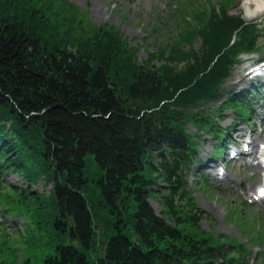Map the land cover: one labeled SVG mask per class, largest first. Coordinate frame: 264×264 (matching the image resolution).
<instances>
[{
	"label": "trees",
	"instance_id": "obj_1",
	"mask_svg": "<svg viewBox=\"0 0 264 264\" xmlns=\"http://www.w3.org/2000/svg\"><path fill=\"white\" fill-rule=\"evenodd\" d=\"M218 3L216 9L211 0H183L179 19H169L179 36L169 33V41L140 64L116 27L89 24L70 2L0 0L1 170L17 172L29 185L40 179L52 185L47 194L18 188L0 194L12 214L22 205L31 213L27 227L38 236L16 240L30 259L41 249L47 251L41 264H211L220 258L243 264L242 251L227 255L223 241L192 227L203 213L185 192L181 174L197 152L185 129L191 124L198 132L215 131L205 105L220 96L236 48L256 43V25L226 12L233 0ZM198 38L201 52L194 48ZM156 58L164 65L154 70L149 64ZM246 95L230 93L224 106L244 113ZM87 154L105 171L101 192L122 223L101 256L82 195ZM157 180L167 186L161 194L153 190ZM150 198L161 205V216ZM130 199L136 209L124 219ZM129 223L135 241L122 233ZM188 225L197 237L187 233ZM2 227L0 237L12 242ZM8 254L3 263L16 264V250Z\"/></svg>",
	"mask_w": 264,
	"mask_h": 264
},
{
	"label": "rangeland",
	"instance_id": "obj_2",
	"mask_svg": "<svg viewBox=\"0 0 264 264\" xmlns=\"http://www.w3.org/2000/svg\"><path fill=\"white\" fill-rule=\"evenodd\" d=\"M64 1L70 2L77 7V12L86 13L85 15L89 24H95L98 28L105 24L116 27L125 43L128 44L130 48L134 49V56H136V60L140 64L148 60L149 53H155L158 48L159 50L162 48V44L169 41L167 38L169 33L172 37L179 36L180 30L177 26L178 24L174 20H169V15L173 14V12L175 13L174 16L177 17L175 0ZM181 1L182 0H179V2ZM243 1L244 0H234L233 4L227 8L226 12L230 16H240L247 24L254 23L259 32L257 46L264 48V13L249 19ZM212 4L217 7L219 4L218 0H212ZM160 25L163 26L159 27ZM194 48L200 52L202 51V41L199 38L198 41L194 43ZM261 57H264V54H261ZM162 65H164V62L157 60V58L153 59L149 64L150 68L154 70H156L157 67L159 69ZM183 66L184 65H181L180 68H183ZM242 73V67L233 68L231 70V75L222 82L220 96L214 102H208L205 105L211 118H220V120L217 119L215 121L220 131L226 128L233 129V127H235L237 134L234 135L235 130L232 132V138L234 135L235 143L242 141L247 134L246 124L241 122L242 120L240 121L236 111L226 109L217 112V109L230 93L247 91L248 88L252 86L246 79L245 82L242 80L239 81L240 78H244ZM255 86H258L262 93L264 92L260 87L261 83ZM262 93H256V95L248 93L247 96L242 98L243 102H247L244 107L251 110L252 118L253 115H256L254 119H259L260 114L264 113V94ZM235 123H237L236 126ZM188 129L190 131L193 130L194 133L196 132L191 125H188ZM204 132L205 131L200 132L198 136L196 133L193 135L198 147L197 160L188 166L190 168H186L189 169V173H191L187 183L189 196L193 198L195 202L194 205L203 213L201 214L202 217L198 220V226H191L195 227L197 230L205 231L207 235L213 238H219L223 241V244H232L234 249L231 247V249L228 250L229 247L225 248L224 246L227 255L237 253V250L242 251L243 253H240V256L243 258V264H263L264 203L250 206V204L242 200L237 193V191H242L240 187L241 183L247 185L248 179H253L251 173L245 172L244 169L241 168L240 173L234 172V163H226L228 178L227 180H221L216 174V165L217 162L222 159H217V157L216 159L213 158L217 139L215 136H211ZM220 154L221 152H219V155ZM223 157L226 159V162H228L227 155L225 156L224 154ZM84 163L83 176L87 180V184L82 189V195L87 199L92 215L93 227L99 234L97 242L99 244L98 255L101 256L106 241L118 233L116 227L121 228L122 223H118V218L110 212L112 206L104 201L101 192L100 182L104 179L105 171L97 163L93 154H87L84 158ZM234 165L237 166V164ZM213 166L215 169H212ZM198 173L201 175L199 178L195 177ZM0 174L2 176V182L0 181V194H4L5 191L11 188H18L24 191L28 189L30 191L38 190L39 192L47 194L52 187L51 183L44 184L43 179L29 185L25 178L17 172L9 171L5 174L1 170ZM148 175L156 180V174L150 173ZM182 176V181L188 179L187 176L183 174ZM205 180L207 183L203 184ZM250 183L254 185L252 180ZM153 186L155 187L153 189L155 192L160 189V194L167 189L166 184L162 180H157L156 184ZM150 204L156 214L161 216L162 207L159 202L155 198H150ZM125 205L126 209L123 218L131 219L136 209L135 202L130 199L126 201ZM21 207L22 208L15 207V209L19 210L18 213H20L21 216L2 215V210L13 212V206H10L4 197L0 196V221H3L1 225H3V232L8 240H12V242L6 243L5 240L0 237V263L4 262V257L9 255L8 252L10 250H16L18 253L16 264H25L24 257L28 258L26 259L28 264H41V260L46 258V250L40 249L35 251L34 259H30L26 248L16 243V240H26L27 233H29V235L34 234L35 236H38L39 233V231L36 230L30 233L31 228L29 229L27 226L28 224L31 225V213H26L24 211V205ZM54 218L56 219L57 216H54ZM58 219H60V217ZM34 220L35 218H33V221ZM188 226L186 230L187 233L197 237V233H195L190 225ZM49 228L50 233L58 232L54 226H49ZM122 233L132 241L137 240V236L132 230L130 223L122 227ZM60 239L62 238H58L55 242H58ZM64 243H66V241H64ZM245 251L248 252L245 253ZM244 253L247 255L245 261ZM239 260L241 264V258H239ZM213 262L212 264H223L218 260ZM233 264L239 263L236 260Z\"/></svg>",
	"mask_w": 264,
	"mask_h": 264
},
{
	"label": "bare ground",
	"instance_id": "obj_3",
	"mask_svg": "<svg viewBox=\"0 0 264 264\" xmlns=\"http://www.w3.org/2000/svg\"><path fill=\"white\" fill-rule=\"evenodd\" d=\"M243 5L247 9V17L249 19L264 13V0H244Z\"/></svg>",
	"mask_w": 264,
	"mask_h": 264
},
{
	"label": "snow or ice",
	"instance_id": "obj_4",
	"mask_svg": "<svg viewBox=\"0 0 264 264\" xmlns=\"http://www.w3.org/2000/svg\"><path fill=\"white\" fill-rule=\"evenodd\" d=\"M261 195H264V191L261 192Z\"/></svg>",
	"mask_w": 264,
	"mask_h": 264
}]
</instances>
